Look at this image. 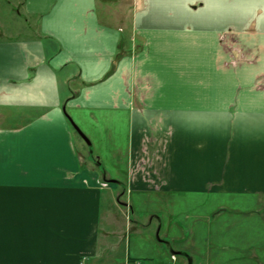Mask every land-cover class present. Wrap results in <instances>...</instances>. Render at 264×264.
Wrapping results in <instances>:
<instances>
[{
	"label": "crops",
	"instance_id": "obj_1",
	"mask_svg": "<svg viewBox=\"0 0 264 264\" xmlns=\"http://www.w3.org/2000/svg\"><path fill=\"white\" fill-rule=\"evenodd\" d=\"M69 109L124 124L123 179ZM131 191L230 199L124 224ZM129 228L160 252L122 264H264V0H0V264H111Z\"/></svg>",
	"mask_w": 264,
	"mask_h": 264
},
{
	"label": "rangeland",
	"instance_id": "obj_2",
	"mask_svg": "<svg viewBox=\"0 0 264 264\" xmlns=\"http://www.w3.org/2000/svg\"><path fill=\"white\" fill-rule=\"evenodd\" d=\"M125 3L126 2H124L121 6V12H123L125 8ZM130 39L131 38L126 39L127 43L129 44ZM135 49L136 46L134 47V50ZM66 113L68 117H70L74 122V127H76L88 139L89 142H92L91 149L90 146L88 147L86 145L79 132L72 126V124H70L72 140L71 148L77 161L79 162L80 159L88 161L87 164L90 168H96V162H100V165L97 166V170H99L101 174L107 173L111 177L118 176L117 178L119 180L123 179L124 162L126 156V132L124 129V124H118L120 125L118 131L111 134L107 132V129H103L105 128L104 126L92 123V118L88 116V113L86 111L69 109L66 111ZM112 153L117 154V157L112 158ZM97 157H99L100 160L97 161ZM113 169H116L118 171L117 175L114 174ZM115 197L117 200L118 208H113V211L115 213L113 217L116 221L125 224L127 222L129 223L131 219L132 221L141 223L146 221L148 215L154 214L157 208H160L161 213L159 214L162 218H165V225H167V222L185 223L187 221L186 215L190 213L191 209H197L199 211V208H215L218 204L228 202L230 199L221 198L219 196L207 197L204 195L199 197L188 195H174L158 198L153 193L146 195V193L142 194L140 192L134 191H131V193L128 192L124 198H122L120 195H117ZM126 204L128 206H131L133 214L127 210ZM108 219L109 218H106V221L104 220L103 223L109 222ZM172 226L173 227H170V229H168L170 230V232L174 230V225ZM165 228H167V226H165ZM165 228H162L164 232H166ZM129 229L130 232L126 234L124 239V235L120 236L122 239L119 241L117 249L112 252V259H110L108 263L122 264L124 263L128 253L130 256L134 255L133 253L135 252H140V255L145 252L150 253L153 256H157V253L160 252L156 245V236L154 234L155 231L152 233L151 240L148 241L147 238L149 236V231L142 229V234L144 236H141L137 231L133 232L132 228ZM116 230L120 232L119 229L116 228ZM146 241H148V243H146ZM135 245L136 247L140 248L141 246H144L143 251L141 249L133 251V247ZM163 247L166 248L164 249L165 252H168V254H170L167 246ZM201 264H204V262H202Z\"/></svg>",
	"mask_w": 264,
	"mask_h": 264
},
{
	"label": "water",
	"instance_id": "obj_3",
	"mask_svg": "<svg viewBox=\"0 0 264 264\" xmlns=\"http://www.w3.org/2000/svg\"><path fill=\"white\" fill-rule=\"evenodd\" d=\"M72 126L74 127L73 124H72ZM74 128L79 132V134L81 135V137L84 140V142L86 143V145H90V142L88 141V139L76 127H74Z\"/></svg>",
	"mask_w": 264,
	"mask_h": 264
},
{
	"label": "built area",
	"instance_id": "obj_4",
	"mask_svg": "<svg viewBox=\"0 0 264 264\" xmlns=\"http://www.w3.org/2000/svg\"><path fill=\"white\" fill-rule=\"evenodd\" d=\"M172 259H174V257H172Z\"/></svg>",
	"mask_w": 264,
	"mask_h": 264
}]
</instances>
